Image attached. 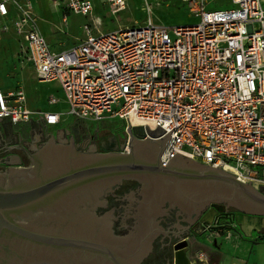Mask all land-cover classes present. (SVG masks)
Returning a JSON list of instances; mask_svg holds the SVG:
<instances>
[{
    "label": "built area",
    "instance_id": "1",
    "mask_svg": "<svg viewBox=\"0 0 264 264\" xmlns=\"http://www.w3.org/2000/svg\"><path fill=\"white\" fill-rule=\"evenodd\" d=\"M103 1L112 14L125 5ZM183 1L195 22L168 26L148 16L99 30L91 18V26L81 24V37L55 50L39 31L29 0H0V32L10 27L19 62L29 64L38 80L58 84L67 114L114 116L123 130L136 127L138 137L147 135L144 126L163 132L172 127L159 153L162 165L177 152L222 169L233 166L238 179L264 186V8L260 0H221L209 9L208 0ZM9 2L16 6L10 26L2 18ZM58 3L68 12L92 10L91 0ZM4 117L11 123L41 117L52 124L60 112L28 107L21 88H0ZM122 148L127 150L126 141ZM237 226L230 210L200 229L223 230L227 237ZM203 253L198 250L197 264H212Z\"/></svg>",
    "mask_w": 264,
    "mask_h": 264
},
{
    "label": "water",
    "instance_id": "2",
    "mask_svg": "<svg viewBox=\"0 0 264 264\" xmlns=\"http://www.w3.org/2000/svg\"><path fill=\"white\" fill-rule=\"evenodd\" d=\"M144 127L147 135L138 137L136 127L127 125L117 150H83L71 136L53 133L44 134L46 139L31 151L21 143L10 144L8 149L26 152L28 163L9 160L0 168V264H142L154 237L170 241L178 233L161 228L157 222L166 223L161 216L154 220L169 215L167 207L161 208L163 199L168 207H176L174 215H181L174 221L190 223L210 202L217 205L203 211L200 223L210 221L222 204L233 207L234 221L246 234L250 231L237 222L236 211L260 216L264 223V186L177 152L162 165L159 153L172 127L166 132L159 126ZM125 141L127 150H122ZM122 178L140 182L141 198L132 196L133 209L126 214L134 217L129 226L136 231L117 235L109 226L112 207L101 216L92 207L104 205L101 195L114 194L111 189ZM186 251L184 234L172 243L171 264H187ZM162 263L167 264L166 259Z\"/></svg>",
    "mask_w": 264,
    "mask_h": 264
},
{
    "label": "crops",
    "instance_id": "3",
    "mask_svg": "<svg viewBox=\"0 0 264 264\" xmlns=\"http://www.w3.org/2000/svg\"><path fill=\"white\" fill-rule=\"evenodd\" d=\"M23 1V0H17ZM32 5V9L36 14V23L39 31L43 34L50 48L59 50L62 47H65L74 41H76L79 37L82 36L81 24L79 25V31L68 27L67 24V13H64V8L58 3V0H29ZM92 1V10L90 15V20L92 18L97 20L98 22L102 21L101 27L96 25L97 29H113L122 24H129L133 22H139L134 19L130 22H125L124 20L117 19L115 23H109L104 20V18L93 10L94 1ZM221 1V0H219ZM100 2L106 4L103 0ZM127 2V0H126ZM125 2V4H126ZM261 6L264 8L262 1L260 0ZM107 5V4H106ZM59 6V7H58ZM61 11L59 13L58 9ZM16 11V6L12 3H7V14L2 18L4 22L11 25V20L13 19L14 13ZM115 16V14H113ZM64 17V19H63ZM115 18V17H114ZM141 21V20H140ZM93 22H95L93 20ZM83 23V22H82ZM56 30L60 31L58 35H54ZM6 31H11L9 27L7 30L0 32V41L3 39V35ZM12 37L15 40L14 34ZM16 49V51H15ZM14 57L15 54L17 57V47H14ZM18 60V57H17ZM29 66V64L23 63L20 61V68L23 66ZM36 78V77H35ZM38 82H40L43 86L44 84H52L53 88H48L50 92H48L47 97L49 95H53L56 98V101L49 103L46 100V104L41 108H32V109H41V110H51V111H59L60 118L56 123H45L43 119L33 117L25 122L11 123L7 118L0 119V146L2 145L3 137L6 138V133L9 129L13 131H19L21 135L22 142H27L32 138L31 132L34 128L39 127L41 129L42 134L53 133L58 138H68L71 136L76 142L79 144L86 143L88 137L89 139H93L98 141L100 138H104L105 136H113L117 139H121L123 136V128L121 127V133H115L99 124V121L108 120L109 118H114V116H106L100 119L92 118L91 120L88 118H77L70 114H67L66 107L67 104L63 98L62 91L57 83L54 81H41L36 78ZM1 88V87H0ZM2 89V88H1ZM4 90V89H2ZM25 95V94H24ZM47 99V98H46ZM28 105V104H27ZM29 107V106H28ZM31 108V107H30ZM120 123V122H119ZM27 132V134H26ZM28 132L30 135H28ZM40 135V132L36 135ZM263 223V222H262ZM263 224L258 227L250 228V235L239 233L240 229L237 226L236 229L230 228L229 236L225 237L224 233H221L218 230L209 231L208 239L206 240V234L203 237V241H207L209 243V262L212 264H226L229 261H243L245 264H264V230ZM245 231V230H244ZM248 231V232H249ZM200 233L201 236L203 233ZM246 232V231H245ZM198 233V232H197ZM199 248L201 245H198ZM187 264H193V261L188 258Z\"/></svg>",
    "mask_w": 264,
    "mask_h": 264
},
{
    "label": "rangeland",
    "instance_id": "4",
    "mask_svg": "<svg viewBox=\"0 0 264 264\" xmlns=\"http://www.w3.org/2000/svg\"><path fill=\"white\" fill-rule=\"evenodd\" d=\"M93 1V11L102 16L107 24L115 23L117 19L124 20L125 22H130L134 19L140 21L146 19L148 16H152L159 23L168 26L192 23L197 20V16L191 13L187 2L183 0H127V2L125 0L126 4L115 13V16L109 11L106 4H104L103 2L101 3L100 0ZM261 1L264 5V0ZM219 6H221L219 0H208L205 5V9L215 8ZM57 9L60 13L61 11L59 10V8ZM63 12L66 13L68 11L64 9ZM90 15L91 13L81 14L79 12L69 11L67 13L66 25L78 31L79 25L82 24V22L91 26ZM98 23L96 25L101 27L102 21L101 23L100 21ZM59 33L60 31L56 30L54 35H58ZM12 35V33L6 31L3 35V39L0 41V87L4 90L21 88L23 90V93L25 94L26 104H28V106L31 108H41L46 104L47 94L48 92H50V90L46 87L53 88V86L51 83L44 84L43 86L40 82H38L34 76L32 68L28 65L20 68V62L19 60H17L16 54V59L15 61L13 60L14 47H17V43ZM87 118L90 120L92 119L91 116H88ZM119 122V119L117 117H114L109 118L108 120L99 121V124L115 133H121V125ZM39 129V127H36L33 131H30L32 133L31 136L33 142L41 141L40 135L36 136L39 132L41 133ZM28 135H30L29 132ZM262 228L264 230V223ZM218 231L224 233L223 230ZM186 234V254L188 258L193 261V264H197L199 262V259L197 258L198 250L203 251V256L205 255V257L209 258V243L207 241H203V237H205V234L206 240L208 239L207 237L209 231L203 233L201 236L197 235V231ZM199 244L201 245L200 248L198 246Z\"/></svg>",
    "mask_w": 264,
    "mask_h": 264
},
{
    "label": "flooded vegetation",
    "instance_id": "5",
    "mask_svg": "<svg viewBox=\"0 0 264 264\" xmlns=\"http://www.w3.org/2000/svg\"><path fill=\"white\" fill-rule=\"evenodd\" d=\"M39 130L41 131V129ZM5 136L6 138H2L5 140L2 141L3 143L0 146V168L3 169L7 166V162L9 160H12L15 162V164L19 165H26L28 163L26 152H24V150L19 147H12L8 149V146L10 144L20 145L21 143L24 145L27 151H31L34 147L38 146L44 139H46V136L40 133L41 141L33 142V139L31 138L24 143L22 142V139H20V132H13V130L11 129H9ZM89 138L90 137L87 138L86 143L80 144L83 150H117L122 143V138L119 140L113 136H105L104 138H100L98 141ZM13 152L17 153L18 156L14 157ZM9 153L11 154V156L8 155ZM5 154L7 156L4 157ZM139 186L140 182L135 178H122L120 179V182H117V185L111 189V192L114 194L105 193L104 195H101V197L105 199L104 205L96 204L92 207L94 214L97 216L103 215V212L105 210H108L112 207L109 212V215L111 216L109 218V226L113 233L117 235H123V233L128 232V229H133L132 232L136 231L134 227L129 226L134 223V217L128 216L126 214H129L128 209H133V207L130 205L132 196H134L138 200L141 198V194L138 193ZM215 205L217 204L211 206L210 202H208L207 205L201 210V212H199L198 215L189 223L185 219H178L177 221H174V218H180L181 215H174L176 207H168L167 200L163 199V205L161 206V208L167 207L168 209H165L164 211H167L169 215H156L154 216V220L161 216L166 221V223L159 221L157 222V224H159L161 228H173L178 231V233L170 241H167L163 238L159 239L160 237H154L151 241L152 246L150 248L152 254L147 250V253L141 256L140 262L142 264H163L162 261L166 259L167 264H171L172 243L179 236H182L186 233L201 231L202 229H200V227L202 223L199 222L200 215L204 210H206L207 208H214ZM232 209L233 207L225 206L224 204H222L220 209H218L213 214V216L217 217L220 221L224 220L226 213ZM209 212H213V209L206 211L203 216ZM120 223L125 224V226L120 225Z\"/></svg>",
    "mask_w": 264,
    "mask_h": 264
},
{
    "label": "bare ground",
    "instance_id": "6",
    "mask_svg": "<svg viewBox=\"0 0 264 264\" xmlns=\"http://www.w3.org/2000/svg\"><path fill=\"white\" fill-rule=\"evenodd\" d=\"M223 168L228 172L236 174L239 178H242V176L237 172V170L233 166L224 165ZM211 213L212 212L205 214L204 218H208ZM235 217L237 222H239V224L246 232H248L250 228L260 227V225L262 224V217L260 216H255L248 213L244 214L240 211H236Z\"/></svg>",
    "mask_w": 264,
    "mask_h": 264
}]
</instances>
